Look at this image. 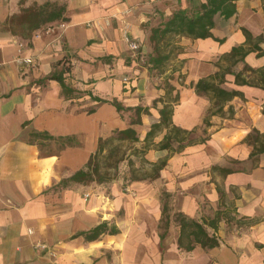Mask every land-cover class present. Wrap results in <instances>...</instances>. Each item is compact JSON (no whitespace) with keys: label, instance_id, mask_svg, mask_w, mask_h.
Returning <instances> with one entry per match:
<instances>
[{"label":"crops","instance_id":"obj_1","mask_svg":"<svg viewBox=\"0 0 264 264\" xmlns=\"http://www.w3.org/2000/svg\"><path fill=\"white\" fill-rule=\"evenodd\" d=\"M45 1L0 0V264H264V152L254 162L252 147L243 141L252 128L264 132V89L235 85L230 74L224 85L244 95L225 104V109L233 107V114L210 116L207 138L179 151L156 146L163 128L144 157L149 162L165 157L166 163L157 178L130 180L133 195L122 193L117 183L110 185V195L90 194L84 183L56 186L85 164L98 137L128 125L112 104L96 103L89 92L148 107L141 123L131 126L138 147L159 117L162 103L152 102L164 97L169 82L171 94L178 93L172 124L193 129V137L202 135L209 101L195 93L194 83L217 70L222 54L244 42L241 27L264 37V1L236 0L232 16H213L210 36L166 34L180 50L168 60L176 66L166 65L160 75L144 64L153 52L150 29L175 10L189 8L190 0H49L65 4L67 20L40 27L29 39L6 26L22 7ZM125 37L138 44V53L128 48ZM260 46L264 50V42ZM63 56L71 59L67 80L82 94L77 100L66 99L55 80L36 83ZM22 57L32 58V63H21ZM244 60L254 68L264 66V54L252 51ZM239 63L234 70L241 69ZM91 107L95 110L88 113ZM33 131L53 138L30 141ZM54 143L60 146L45 151ZM155 187L164 189L166 198L171 195L183 216L214 232L219 244L203 248L188 230L180 236L176 219L174 230L168 225L160 237L162 205ZM205 200L212 209L203 208ZM218 211L215 229L203 222ZM104 220L119 231L91 241L74 236ZM37 242L46 243L53 254Z\"/></svg>","mask_w":264,"mask_h":264},{"label":"trees","instance_id":"obj_2","mask_svg":"<svg viewBox=\"0 0 264 264\" xmlns=\"http://www.w3.org/2000/svg\"><path fill=\"white\" fill-rule=\"evenodd\" d=\"M235 1L190 0L192 5L189 8H179L169 18L151 27L149 40L152 43L153 52L148 55L146 64L150 69L154 70L153 74H162L165 71V63L180 50V45L171 42L168 37L165 38L166 34H184L193 37L210 36L209 29L213 25V16L217 13L224 19L232 16L236 11ZM64 12V3L49 0L40 4L33 3L22 7L19 13L11 15L6 20V26L12 33L18 34L24 39H29L34 30L49 26L56 20H67ZM241 31L245 38L244 42L240 45L232 46L227 53L222 54L220 62L217 64V70L208 76L199 78L194 83L195 93L206 96L209 101V106L202 118V135L193 137L190 134L194 131L193 129L188 131L172 124L173 104L178 100V93L173 94V98L169 99L174 88L169 82L166 83L165 96H160L152 102L153 105L157 101L162 103V106L158 108V120L150 124L143 138L142 145L133 149V153L140 158V165L134 167L135 163L132 159L129 158L127 160L131 173L129 180L154 179L159 176V171L165 165L166 158L149 162L145 159L144 154L153 143V138L163 128L166 129V132L160 141L156 143V146L160 149H167L170 152L179 151L186 144L203 142L207 138L206 128L210 125V116L224 115L225 113L231 116L233 114V107L228 105L225 109V104L235 96L244 99V95L241 90L224 85L228 81L226 79L227 74L233 76L232 82L235 85H249L264 89V66L254 68L244 60L245 56L252 51L255 52L256 56L264 54V50L260 46L264 42V37L262 33L253 36L244 27H241ZM221 40L219 39V41ZM172 44L173 46H171ZM168 46H171V49H167ZM238 62H242L243 64L242 68L236 71L233 67ZM71 66V59L63 56L55 63L54 69L44 77L38 79L36 83L44 84L47 80H55L60 85L62 95L66 99L75 98L80 91L67 80L70 77ZM87 94L96 103L108 102L112 104L128 125L122 129H114L108 137H98L96 148L90 153L85 164L68 177L62 178L56 185L59 188L67 186L70 182L86 184L90 181H95L97 183H104L112 179L114 177L113 171H115L118 162L124 158L125 154L121 149V142L129 141L135 143L139 141L135 129L131 126L140 124L141 114L148 112V107L142 104L128 106L122 104L120 100L114 97L107 99L94 95L91 92ZM94 110L95 108L91 107L87 112L90 113ZM37 138L49 140L53 137L47 132L33 131L30 133V141H34ZM243 141L252 147L249 156L255 162L258 156L264 152V132L252 128L243 138ZM145 164L148 167L139 173L140 168ZM223 172L226 173L229 170L223 169ZM167 209V204H162L159 226L163 230L160 233V237H164L170 220ZM175 219L180 225V236H183L185 231L188 230L192 241L200 244L203 248H211L219 244V240L214 232H208L203 223L186 218L179 211L175 213ZM219 219L220 213L218 211L215 217L208 220L204 219L203 222L215 229ZM254 221L256 220L252 222ZM118 231L119 229L115 224L104 220L87 230L75 233L74 236H82L84 240L91 241L97 239L102 234H115ZM179 241H181V238ZM192 246L190 244L187 249L192 248Z\"/></svg>","mask_w":264,"mask_h":264},{"label":"rangeland","instance_id":"obj_3","mask_svg":"<svg viewBox=\"0 0 264 264\" xmlns=\"http://www.w3.org/2000/svg\"><path fill=\"white\" fill-rule=\"evenodd\" d=\"M171 46H173V44ZM171 46H168L167 49H171ZM171 63H172V60L171 61H167L165 66L166 65L168 66V64H171ZM176 63L177 62H175V60H173V63H172L171 67L174 68L176 66ZM144 64L147 65L146 62H144ZM239 64H240V66H242L241 63H239ZM148 69L151 72V69L149 67H148ZM152 72L154 73V70H152ZM165 76H169L168 73ZM177 80H178L179 83H181V84L183 83V78H182L181 75L178 76ZM162 85L164 86L163 81H162ZM81 96H82V94L79 93L78 96L75 97L76 100H77V98H80ZM164 96H165V94H164ZM172 98H173V94H171V96H169V99H172ZM197 133H199V132H197ZM121 145H122L121 149L125 152V154H124V158L118 162L117 168L115 169V171H113L114 177L112 179L104 182V183H97L95 181H90V182L86 183L88 186H90V189L87 190V191L91 192L90 194H92V193H94V194L103 193V195H107V194L110 195V191H111L110 185H112L113 183H117V185H118V187H119V189L121 190L122 193L128 194V195H133L134 191H132L127 186L130 183L129 178L131 176L130 167H129L128 163H127V160L129 158H131L132 161L135 163L134 167H137V166L140 165L139 164L140 163V158L133 153V149L135 147H137V145L135 146L134 143H131L129 141H123V142H121ZM141 145L142 144L139 143L138 147H140ZM59 146L60 145L58 143H54V144H52L50 146L47 145V146H45V151L47 150V152H49L51 150H55ZM147 167L148 166L146 164L144 166H142V168H140L141 170L139 171V173H141ZM155 193H156V195L158 194V199L160 200V205H162L164 203L167 204V207H168L167 211H168L169 217L171 219V221L169 220V224L168 225H169V228L172 227V229L174 230V226L177 225L176 221L174 219H175V213L177 211H179L178 208H176L175 205L172 204V197H171L170 194H169V197L166 198V196L164 195V193H165L164 189L155 187ZM83 196L85 198H87L88 195L85 196V193H83ZM160 208H161V206H160ZM203 208L206 211L212 209V207L209 205L208 200L204 201ZM122 214H123V211H122V209H120L117 212V216L120 217V216H122ZM168 233H169V229H168Z\"/></svg>","mask_w":264,"mask_h":264},{"label":"built area","instance_id":"obj_4","mask_svg":"<svg viewBox=\"0 0 264 264\" xmlns=\"http://www.w3.org/2000/svg\"><path fill=\"white\" fill-rule=\"evenodd\" d=\"M127 44H128V48L134 52V53H138L139 52V46L135 41L129 40L127 37H125ZM19 61L21 63H26V64H30L32 63V58L30 57H22L19 59ZM124 81H126V77L123 79ZM85 196H87V194H85ZM37 246H40L41 248H43L45 251H47L49 254H53V251L48 247V245L46 243L43 242H37L36 243Z\"/></svg>","mask_w":264,"mask_h":264}]
</instances>
